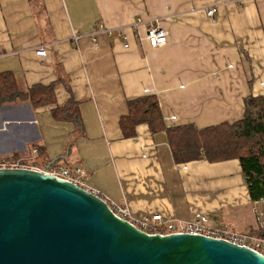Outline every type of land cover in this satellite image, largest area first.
Listing matches in <instances>:
<instances>
[{
	"label": "crops",
	"instance_id": "crops-1",
	"mask_svg": "<svg viewBox=\"0 0 264 264\" xmlns=\"http://www.w3.org/2000/svg\"><path fill=\"white\" fill-rule=\"evenodd\" d=\"M151 17L168 32L155 48L145 39ZM3 71L23 89L54 82L55 102L0 99V155L39 161L35 144L135 218L204 212L214 226L257 229L237 160L175 162L165 131L142 123L125 138L119 119L143 94L156 95L166 126L240 119L244 97L264 95V0H0ZM70 98L78 124L51 113Z\"/></svg>",
	"mask_w": 264,
	"mask_h": 264
},
{
	"label": "water",
	"instance_id": "water-1",
	"mask_svg": "<svg viewBox=\"0 0 264 264\" xmlns=\"http://www.w3.org/2000/svg\"><path fill=\"white\" fill-rule=\"evenodd\" d=\"M0 264H264V255L201 234L146 233L70 181L0 166Z\"/></svg>",
	"mask_w": 264,
	"mask_h": 264
},
{
	"label": "trees",
	"instance_id": "trees-1",
	"mask_svg": "<svg viewBox=\"0 0 264 264\" xmlns=\"http://www.w3.org/2000/svg\"><path fill=\"white\" fill-rule=\"evenodd\" d=\"M55 83L32 85L23 89V85L8 71L0 72V99L23 98L33 108L51 105L55 102ZM128 112L119 119V127L125 138L136 134V127L145 123L152 133L165 131L167 141L175 162L185 163L206 159L217 162L229 159L238 161L245 179L248 197L256 203L264 199V95H247L243 99V116L235 121H222L205 127L182 124L166 126L159 101L155 94H143L127 101ZM78 103L72 98L62 105L51 107L55 119H69L78 124ZM36 149L34 164L48 165L43 151L35 144L29 151ZM28 152V151H27ZM25 157L13 153L0 159V163L12 162ZM264 236V227L252 232Z\"/></svg>",
	"mask_w": 264,
	"mask_h": 264
},
{
	"label": "built area",
	"instance_id": "built-area-1",
	"mask_svg": "<svg viewBox=\"0 0 264 264\" xmlns=\"http://www.w3.org/2000/svg\"><path fill=\"white\" fill-rule=\"evenodd\" d=\"M215 12L213 7L206 10L207 16L212 17ZM161 18L151 17L148 20V25L145 28V39L148 45L152 48L161 46L166 43L168 32L161 25ZM141 23L140 19H137L135 26ZM124 47H128V44H124ZM39 55L45 54L43 47L37 49ZM31 155L35 156L36 149L33 148ZM30 155V156H31ZM31 157L18 158L12 162L0 163V166L9 167H27L36 170L43 171L48 174L60 177L67 181L80 186L91 193L101 197L109 206V208L120 218H123L140 230L149 234H169V233H190V234H201L214 238H221L227 241L247 245L254 250L264 255V236H257L255 234H246L238 231H232L225 226H214L212 225L209 217L204 212H197L194 216L187 220H167L161 216V214L144 215L139 218H135L130 214L128 208L121 203L111 200L101 194L99 190L89 188L83 181V170L77 166L75 167H63L54 166L40 167L34 163L29 162ZM27 160V161H26ZM32 160V159H31ZM29 162V163H28ZM255 219L258 227H264V199L254 203Z\"/></svg>",
	"mask_w": 264,
	"mask_h": 264
},
{
	"label": "rangeland",
	"instance_id": "rangeland-1",
	"mask_svg": "<svg viewBox=\"0 0 264 264\" xmlns=\"http://www.w3.org/2000/svg\"><path fill=\"white\" fill-rule=\"evenodd\" d=\"M11 155V154H10ZM7 157H9V155H0V159H4V158H7ZM32 160H34V159H32ZM27 161V160H26ZM29 162H31V163H34L33 161H29ZM28 162V163H29ZM242 233H244V232H242Z\"/></svg>",
	"mask_w": 264,
	"mask_h": 264
}]
</instances>
